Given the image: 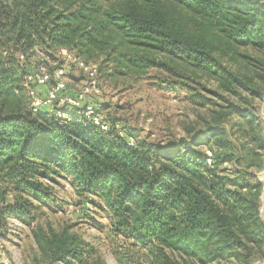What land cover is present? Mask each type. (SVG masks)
Segmentation results:
<instances>
[{
  "label": "trees",
  "instance_id": "obj_1",
  "mask_svg": "<svg viewBox=\"0 0 264 264\" xmlns=\"http://www.w3.org/2000/svg\"><path fill=\"white\" fill-rule=\"evenodd\" d=\"M247 47L264 53L260 0H0V247L17 237L16 222L30 230L46 264H84L78 234L38 222L40 211L56 202L57 178H69L84 209L104 214L113 231L149 249L160 264L227 257L253 264L255 252L263 257L256 173L264 139L253 108H235V128L248 139H230L223 125L230 110L211 116L193 138L162 145L135 140L106 118L110 129L102 132L75 114L66 122L46 106L33 112L30 91L40 97L47 91L39 95L42 86L26 82L44 67L46 84H54L60 66L55 56L66 50L86 59L103 55L126 70L157 68L174 76L176 61L185 62L215 77L225 92L239 89L262 99L255 81L264 84V59L238 52ZM237 57L253 74L228 64ZM233 159L240 168L220 169ZM174 248L190 261L170 258L167 251Z\"/></svg>",
  "mask_w": 264,
  "mask_h": 264
},
{
  "label": "rangeland",
  "instance_id": "obj_2",
  "mask_svg": "<svg viewBox=\"0 0 264 264\" xmlns=\"http://www.w3.org/2000/svg\"><path fill=\"white\" fill-rule=\"evenodd\" d=\"M238 52L264 59V53L250 47L240 48ZM234 53L231 52V55ZM55 57V64L60 66L54 73L60 70L62 75L54 78L63 81L66 94L81 96L83 104H91L99 109L104 118L115 124L117 129L128 132L135 140L145 139L162 145L177 144L179 139L193 138L202 131L211 116L233 110L223 125L230 139L236 143L238 138H248L242 136L241 128H235V108H253L260 114L262 99H249L239 89H234V93L225 92L215 77L194 72L185 62L176 61L177 76H174L157 68L126 70L103 55L86 59L73 51L62 50ZM237 58L238 61L229 60L228 64L234 70L253 74V69L245 65L244 59ZM48 62L49 66L54 65L49 59ZM79 62L88 67L89 73L79 67ZM176 81L184 82L187 87L175 85ZM255 84L263 89L264 95V84L257 83V80ZM52 86L53 83L37 87V93L43 95ZM87 86H90V90L84 95L82 90ZM230 105L231 109L228 107ZM67 112L71 115L72 108H67ZM257 152L264 160V151ZM240 167L241 164L233 159L223 163L220 169L232 173ZM251 170L256 171L253 167ZM83 200L69 178H57L56 202L50 203L49 209L40 211L39 224L43 228L51 224L55 231L68 228L70 233L78 234L85 243L84 264H93L97 259L104 264H160L149 249L113 231L104 214L94 208L84 209ZM13 224L20 230H15L17 237H9L1 244L0 264H46L44 253L29 238L30 230L21 228L16 222ZM167 253L175 260L181 257L187 261L191 259L181 249L174 248ZM261 255L255 252L254 256L259 258H251L250 262L262 260L264 255ZM208 264L240 263L235 257H227Z\"/></svg>",
  "mask_w": 264,
  "mask_h": 264
},
{
  "label": "built area",
  "instance_id": "obj_3",
  "mask_svg": "<svg viewBox=\"0 0 264 264\" xmlns=\"http://www.w3.org/2000/svg\"><path fill=\"white\" fill-rule=\"evenodd\" d=\"M79 67L84 71L89 73L88 67L82 62H79ZM62 75V71L58 70L54 73L57 78ZM50 79V74L45 70L44 67H39L36 72L32 75L27 76L26 82H34L37 85H45ZM65 90V85L61 79H55V83L51 88H49L44 97H40L34 93L33 90L30 91V96L32 97L31 109L36 112L40 107L46 106L50 113H53L60 120L69 122L72 120V116L68 114L67 108H72V114H75L77 118L88 122L98 128L102 132H107L110 129V125L105 121L103 115L96 110V108L91 104H83L81 96H71L69 94H63ZM90 86H87L82 90V94H88ZM122 135L121 132H119ZM133 139H129L128 144H133ZM209 162V160H208Z\"/></svg>",
  "mask_w": 264,
  "mask_h": 264
},
{
  "label": "water",
  "instance_id": "obj_4",
  "mask_svg": "<svg viewBox=\"0 0 264 264\" xmlns=\"http://www.w3.org/2000/svg\"><path fill=\"white\" fill-rule=\"evenodd\" d=\"M260 1L264 4V0H260ZM260 117L263 125L262 136L264 139V96L262 98V104L260 106ZM257 176L259 182L261 183V191L259 195V201H260L259 218L264 225V162L262 164V169ZM253 264H264V259L257 260Z\"/></svg>",
  "mask_w": 264,
  "mask_h": 264
}]
</instances>
